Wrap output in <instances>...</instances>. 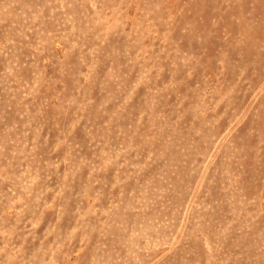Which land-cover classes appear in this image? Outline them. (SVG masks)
Returning <instances> with one entry per match:
<instances>
[{
    "label": "rangeland",
    "instance_id": "rangeland-1",
    "mask_svg": "<svg viewBox=\"0 0 264 264\" xmlns=\"http://www.w3.org/2000/svg\"><path fill=\"white\" fill-rule=\"evenodd\" d=\"M0 264H264V0H0Z\"/></svg>",
    "mask_w": 264,
    "mask_h": 264
}]
</instances>
